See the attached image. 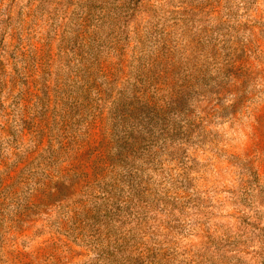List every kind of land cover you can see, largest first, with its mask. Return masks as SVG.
Listing matches in <instances>:
<instances>
[{
	"label": "rangeland",
	"instance_id": "obj_1",
	"mask_svg": "<svg viewBox=\"0 0 264 264\" xmlns=\"http://www.w3.org/2000/svg\"><path fill=\"white\" fill-rule=\"evenodd\" d=\"M0 264H264V0H0Z\"/></svg>",
	"mask_w": 264,
	"mask_h": 264
}]
</instances>
